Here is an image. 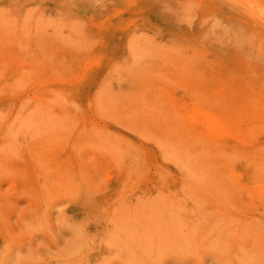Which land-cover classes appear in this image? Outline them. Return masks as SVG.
Instances as JSON below:
<instances>
[{"label":"rangeland","instance_id":"374dc122","mask_svg":"<svg viewBox=\"0 0 264 264\" xmlns=\"http://www.w3.org/2000/svg\"><path fill=\"white\" fill-rule=\"evenodd\" d=\"M0 264H264V0H0Z\"/></svg>","mask_w":264,"mask_h":264},{"label":"bare ground","instance_id":"6f19581e","mask_svg":"<svg viewBox=\"0 0 264 264\" xmlns=\"http://www.w3.org/2000/svg\"><path fill=\"white\" fill-rule=\"evenodd\" d=\"M199 114L201 115H199L201 118L200 119H207V121H209V122H211V123H213V126L210 124V125H208V126H212V129H214V130H216L217 131V133L218 134H223L224 132L225 133H227V132H229L227 129L229 128V127H227V129H226V126L224 127V125H218L217 124V122H216V118H214L213 116L211 117V116H209L208 114H206V113H201V112H199ZM211 115V114H210ZM214 118V119H213ZM215 120V121H214ZM217 120H218V118H217ZM207 123V122H206ZM216 123V124H215ZM202 125V124H201ZM203 127H204V125H203ZM209 127V128H210ZM206 130H207V128H206ZM214 130H212L213 132H214ZM232 132V131H231ZM230 132V133H231ZM232 134V133H231ZM213 135V134H212ZM216 136H219V135H216ZM232 136V135H231ZM235 136V135H234ZM237 136H238V134H237ZM206 137V136H205ZM209 138V137H208ZM233 138V137H232ZM215 139V138H214Z\"/></svg>","mask_w":264,"mask_h":264}]
</instances>
